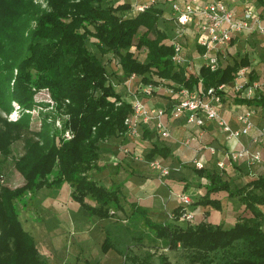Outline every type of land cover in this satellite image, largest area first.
Returning <instances> with one entry per match:
<instances>
[{"label":"trees","instance_id":"trees-1","mask_svg":"<svg viewBox=\"0 0 264 264\" xmlns=\"http://www.w3.org/2000/svg\"><path fill=\"white\" fill-rule=\"evenodd\" d=\"M258 2L264 5V0ZM48 7L42 10L32 0H0V108L10 113L15 102L24 110H33L36 92L46 89L56 111L65 118L61 130L43 119L38 139L25 140V154L15 165L26 183L15 190L0 183V264H48L18 217L16 201L28 193L68 184L73 189L72 199L88 217L109 219L114 217L113 211H123L120 186L106 188L90 175L100 169L99 144L124 134L125 122L133 113L132 105L111 84L113 74L100 57L118 59L123 73L120 76L116 68L117 75L123 82L136 74L145 84L156 77L192 88L202 79L207 90L232 83L239 70L249 66L248 59L231 65L228 53L219 71L202 66L197 77L187 81L184 70H177L172 62L174 47L169 35L159 29L164 9L155 3L133 17L129 16L132 4L111 0H48ZM90 40L100 55L88 49ZM143 50L147 57L140 58ZM197 50L203 51L197 46L191 51ZM263 88L253 99L239 101L259 105L264 99ZM220 93L225 99V93ZM29 123L30 116L24 115L19 122L6 125L8 133L0 131V156L10 152L20 135L11 133L27 129ZM163 153L169 152L155 147L147 160L159 161ZM181 168L206 180V192L197 205L220 210L221 201L211 196L227 192L249 215L238 218L229 229L206 221L184 228L174 222H154L145 209L132 203L131 218L142 221L153 241H162L171 251H183L185 264H264V176L235 184L224 179L222 170L182 163ZM185 212L182 206L175 209L173 220L182 221ZM111 249L114 244L108 234L103 252ZM121 255L127 264H156L155 253H147L145 260ZM157 260V264H172L163 253Z\"/></svg>","mask_w":264,"mask_h":264},{"label":"crops","instance_id":"crops-1","mask_svg":"<svg viewBox=\"0 0 264 264\" xmlns=\"http://www.w3.org/2000/svg\"><path fill=\"white\" fill-rule=\"evenodd\" d=\"M140 1V3L145 2ZM208 3L210 0H180ZM230 9L241 16L248 8H254L259 15V25L252 31L237 34L229 48V63L248 59L249 73L246 75L248 82L263 85L264 83V5L258 0H227ZM159 7L164 9L163 18L159 21V29L166 32L169 38L174 35V13L169 0H156ZM129 14L136 16L134 7ZM190 44V50H192ZM195 49V47L193 46ZM264 96V88L263 93ZM240 97L232 92L225 93L222 116L234 130L240 128L238 116L245 110H253L254 127L246 136L235 140L223 133L215 123L209 122L206 127L199 129L187 125L182 117L168 118L164 121L171 131V137L162 139L154 123L144 126L140 131V140L131 142L121 136H113L100 145V169L93 170L90 175L98 184L110 188L113 185L121 188L122 210L113 211L114 217L101 219L98 216L88 217L81 204L72 199L73 189L65 184L61 189L42 188L34 195L28 193L25 197L29 204L17 208L18 217L23 229L34 239L42 259L48 264H122L121 251L115 244L114 222L117 216L132 219L130 205L137 206L148 212V217L154 222H174L184 228L194 225L193 222L206 221L215 225H223L229 229L238 221L237 212L239 204L229 198L227 192L212 194L213 199L221 201L222 208L217 210L212 207L197 205L205 194L206 180L199 179L189 168H181V163L186 167H197L198 162L203 163L207 170H222L223 177L235 184H246L259 176H264V139L254 143L259 130L264 126V99L259 105H250L240 102ZM152 107H170L164 97V91L158 92L152 100L148 101ZM169 153H163L159 159L162 167L168 168L170 174L161 177L152 169L151 161L147 155L155 148ZM243 147H249L252 152L260 153L261 162L248 165L242 160L228 164L224 169L218 168V163L223 160L225 152H234ZM129 150L125 153L124 150ZM190 197L192 206L188 211L192 215L191 224L182 220L175 222L172 211L183 207L179 196ZM138 220V219H137ZM232 221L233 223L229 224ZM108 234L114 244V249L103 252V246ZM121 253H120V252Z\"/></svg>","mask_w":264,"mask_h":264},{"label":"built area","instance_id":"built-area-1","mask_svg":"<svg viewBox=\"0 0 264 264\" xmlns=\"http://www.w3.org/2000/svg\"><path fill=\"white\" fill-rule=\"evenodd\" d=\"M169 1L175 17L174 28H176L174 35L170 37V43L174 47L172 62L177 70H184L187 81L192 77H197L202 66L209 68L212 72L219 71L221 60L227 57L234 37L242 32L252 31L255 25H259V15L254 8H248L239 16L230 9L227 0H210L206 4L196 1ZM145 2L135 8L137 14L144 12L151 4L156 3V0H146ZM190 38L197 47L203 50L202 52L190 50V45L187 44ZM132 51L136 52L137 50L133 47ZM190 51L191 54L193 52V55H190ZM139 57H147V52L141 51ZM198 61L200 68L196 70ZM116 66L118 74L121 76L123 72L120 71L119 61ZM248 73V68H242L232 83L208 90L204 87L202 79H199L197 85L191 88L156 77L150 83L145 84L142 77L133 74L124 81L125 84L134 83V88H128L127 94H125L126 99L124 98L132 105L133 113L126 120L127 129L124 134H121V137L131 142L138 141L141 129L154 123L159 136L166 140L171 137V131L164 121V117H182L186 120L187 125L199 129L206 127L209 122L215 123L223 133L235 140L248 135L254 127L253 110H245L238 116L240 128L234 130L221 114L224 98L220 93L232 91L234 96L246 100L253 99L256 91L262 89L264 83L263 85L250 84L246 80ZM155 81L159 84H155ZM161 90L164 91V97L170 103L168 108L152 107L148 103ZM66 137L71 139L70 132L66 133ZM262 139H264V126L259 130V134L253 139V142L258 143ZM124 152L129 153L128 148ZM242 160L248 162V165H252L261 162L262 157L260 153L252 152L249 147H243L234 152H225L218 167L224 169L227 165L226 162L233 164ZM196 166L201 169L204 164L198 162ZM151 167L161 177L170 174L169 169L162 167L158 160L152 161ZM179 199L186 209L183 219L191 220L192 215L187 213V208L192 205L190 197L182 194Z\"/></svg>","mask_w":264,"mask_h":264},{"label":"rangeland","instance_id":"rangeland-1","mask_svg":"<svg viewBox=\"0 0 264 264\" xmlns=\"http://www.w3.org/2000/svg\"><path fill=\"white\" fill-rule=\"evenodd\" d=\"M35 5L40 7L42 10H49L48 7V0H32ZM112 3L119 4V3H130L134 9L140 4V1L144 0H111ZM146 3V2H143ZM133 10V8H132ZM35 26V25H33ZM176 31V28L172 29ZM175 33V32H174ZM87 42V47L90 51L100 55L97 49L90 43ZM192 42V38L188 39L187 44L190 45ZM193 43V42H192ZM191 43V44H192ZM186 45V44H185ZM193 46L195 47L196 44L192 45V50H194ZM190 55H193V52ZM110 56H102L100 57L104 64L106 65L107 71L112 75L111 84L115 87L116 91L121 93L123 97L126 99L127 90L128 88H134V83L125 84L123 80H120L117 75L116 64L118 62L117 58H109ZM142 58V57H141ZM200 62H197L196 70H199ZM136 86V85H135ZM48 90L44 89L41 91L36 92L34 97V102L36 106H34L33 110H24L20 107L18 103L13 102V110L8 113L4 112L0 108V131L8 133V127L6 125H12L19 122L22 117L25 115L30 116V123L27 129H23L22 131L17 132L15 129L11 135L16 137L18 133H20L18 138L13 142L11 145L10 152L5 155L0 156V183L6 189L15 190L19 187H22L26 181L24 175L18 170L15 163L25 154V140L27 138L31 139H38L36 133L41 130V126L44 123L43 119H47L49 122L55 124V128L61 130L63 126V121L65 118L61 116L55 109V103L52 101L51 97L49 96ZM56 175V172H54ZM54 177V176H53ZM52 178V176H51ZM50 178V179H51ZM53 179V178H52ZM29 197H23L19 201H16L17 208H21L24 206L26 199ZM30 199V198H29ZM26 204L29 202L26 201ZM190 205L189 207H191ZM188 207V208H189ZM187 213L191 214L188 211ZM242 207L239 206L237 212L238 215L236 218H242L243 215H249L242 211ZM117 216V220L114 222L116 228L114 230L116 236L115 244L118 249L126 255L130 256H138L141 260H145L147 253H155L154 261L157 264L158 260L157 257L160 254H166L169 259L171 260L172 264H185L187 259L185 257V253L183 251H171L167 248L162 241H153L151 238V233L145 228L141 220L135 219H128L126 215L124 216ZM188 224H191V220L183 219ZM197 221H194L193 224L196 225ZM233 223L232 221L229 224ZM264 229V223H263ZM121 263L127 264L125 258L121 256ZM84 264V263H82Z\"/></svg>","mask_w":264,"mask_h":264}]
</instances>
